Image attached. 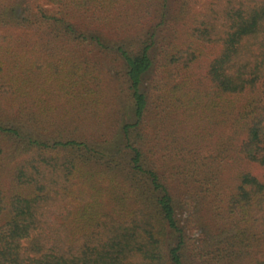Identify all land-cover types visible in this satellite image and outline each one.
<instances>
[{
    "label": "trees",
    "instance_id": "1",
    "mask_svg": "<svg viewBox=\"0 0 264 264\" xmlns=\"http://www.w3.org/2000/svg\"><path fill=\"white\" fill-rule=\"evenodd\" d=\"M197 2L0 0V264H264V0Z\"/></svg>",
    "mask_w": 264,
    "mask_h": 264
},
{
    "label": "rangeland",
    "instance_id": "2",
    "mask_svg": "<svg viewBox=\"0 0 264 264\" xmlns=\"http://www.w3.org/2000/svg\"><path fill=\"white\" fill-rule=\"evenodd\" d=\"M204 0H199V2H197V4H201V2H203ZM209 54H211L213 52V50L211 49V47H209L208 50ZM206 63V58H203L196 66V72L199 74L201 73V69L199 66V64L204 65ZM103 66V69L101 70V76H100V85L104 88L103 89V94L105 96V94L107 93V91L109 89L110 90V94H108V97L111 100H105V102L101 101V107H103V110L100 111L99 113H97V118L99 119V117L101 118V116H106V114L109 111V106L106 105V103L117 99L118 97H122L123 94H125L124 92V83H123V71L122 68L120 66H118V64L116 66H114L115 62H111V61H106L104 63H101ZM162 68L161 65L160 66H156V70L153 71L151 74L149 75V79L146 81V83L144 84L145 87H147L148 93L150 94V96L155 97V93L154 92V81H157L158 83L164 82L162 80V77H164V73H162ZM160 87H163V84H160ZM163 91V89H160L159 91H157L158 93H161ZM107 98V96H106ZM58 103L57 105L59 106H63V104L67 101L65 98L64 99H57ZM103 104V105H102ZM106 105V107H105ZM241 167L248 170L249 172H251L254 176H256L259 180H261L262 182H264V166H260L258 164L255 163H242Z\"/></svg>",
    "mask_w": 264,
    "mask_h": 264
}]
</instances>
